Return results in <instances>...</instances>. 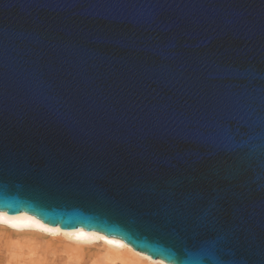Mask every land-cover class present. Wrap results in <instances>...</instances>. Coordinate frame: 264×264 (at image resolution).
<instances>
[{"label": "water", "instance_id": "95a60500", "mask_svg": "<svg viewBox=\"0 0 264 264\" xmlns=\"http://www.w3.org/2000/svg\"><path fill=\"white\" fill-rule=\"evenodd\" d=\"M0 212L264 264V0H0Z\"/></svg>", "mask_w": 264, "mask_h": 264}, {"label": "bare ground", "instance_id": "6f19581e", "mask_svg": "<svg viewBox=\"0 0 264 264\" xmlns=\"http://www.w3.org/2000/svg\"><path fill=\"white\" fill-rule=\"evenodd\" d=\"M0 231L6 232L7 237L46 236L50 241L65 243L62 254L51 259L34 251L25 253L16 246L17 243L5 258H0V264H82L84 253L92 254L90 250L95 248H100L102 253L91 264H165L134 251L119 239L84 229L63 230L52 227L27 213L9 215L0 212ZM55 254L56 252H52L53 256Z\"/></svg>", "mask_w": 264, "mask_h": 264}, {"label": "rangeland", "instance_id": "374dc122", "mask_svg": "<svg viewBox=\"0 0 264 264\" xmlns=\"http://www.w3.org/2000/svg\"><path fill=\"white\" fill-rule=\"evenodd\" d=\"M5 238V239H4ZM8 239V240H7ZM18 243V244H17ZM52 243V244H51ZM17 244V245H16ZM19 246L23 252L34 251L38 255L45 256L47 259L60 256L65 249L63 241H50L46 236H29L25 237H7V233L0 231V258L3 259L13 246ZM51 245V246H50ZM87 249L84 251L86 252ZM92 254L84 253L82 264H91L102 253L100 248L90 250ZM52 252H56L53 256ZM94 253V254H93ZM93 255V256H92Z\"/></svg>", "mask_w": 264, "mask_h": 264}, {"label": "snow or ice", "instance_id": "6c2138e0", "mask_svg": "<svg viewBox=\"0 0 264 264\" xmlns=\"http://www.w3.org/2000/svg\"><path fill=\"white\" fill-rule=\"evenodd\" d=\"M228 114L230 116L233 115V113L231 111ZM224 135L226 138H228L230 136V130L228 132H225ZM109 242L111 243V241H109ZM180 264H206V261L204 258H201L200 260L193 262L190 259V253H189V260L188 261H181Z\"/></svg>", "mask_w": 264, "mask_h": 264}]
</instances>
